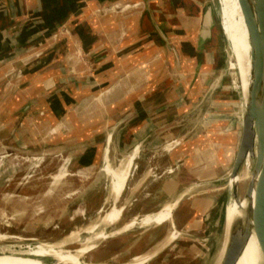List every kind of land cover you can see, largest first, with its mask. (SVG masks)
Here are the masks:
<instances>
[{
	"label": "crops",
	"instance_id": "0c3cea01",
	"mask_svg": "<svg viewBox=\"0 0 264 264\" xmlns=\"http://www.w3.org/2000/svg\"><path fill=\"white\" fill-rule=\"evenodd\" d=\"M155 2L152 12L179 55L180 67L173 52L156 35L141 0H111L103 8L97 0H0L1 157L27 154L28 150L45 153L46 157L79 155L82 164L77 169L86 173L99 169V176L91 182L102 187V166L108 161L123 163L134 153L131 179L127 181L130 184H126L118 205L129 210L136 206L141 213L143 203L151 211L170 202L172 168L156 156H161V151L165 158L177 160L171 149H166L176 128H163L195 107L224 57L217 22L212 39H207L211 40L209 47L201 37L207 0H201L198 25L191 31L186 28L183 42L173 39L171 25L179 22L178 18L189 21L190 8L195 9L196 2L160 0L166 23L158 16ZM67 23L71 30L60 32ZM205 71H210L207 77L203 76ZM193 84L200 86L195 102L187 96ZM189 124L192 122L179 125L178 130ZM221 131L226 134L223 127ZM195 133L176 140L180 145L189 144ZM201 135L191 147L198 145ZM189 147L185 145L184 150ZM136 160L140 165L135 167ZM209 182L202 181L198 187L215 190L205 185ZM181 185L185 189L186 183ZM192 200L207 202L204 223L210 221H206L209 213H213L211 219L217 213L223 223L220 201H213L212 195ZM101 201V208L113 202L107 197Z\"/></svg>",
	"mask_w": 264,
	"mask_h": 264
},
{
	"label": "rangeland",
	"instance_id": "374dc122",
	"mask_svg": "<svg viewBox=\"0 0 264 264\" xmlns=\"http://www.w3.org/2000/svg\"><path fill=\"white\" fill-rule=\"evenodd\" d=\"M194 1L196 7L195 9L194 7L190 8L192 12L188 14L189 21L183 22L178 18L179 22L176 21L175 24L171 25L174 31L171 35L176 42H183L187 34L186 31L188 29L194 30L195 26L198 25L199 7L202 6V2L201 0ZM216 1L220 48L222 49V56H226V60L229 61L227 84L222 89L217 103L209 109L204 125L202 119V125L197 123L194 125L203 129H201L202 135L198 145L195 147L190 146L187 152L184 150V146H189L188 143L185 145L182 143L178 146L173 143L166 146L167 150L172 149L170 151L172 155L177 156L175 161L171 160L170 157L165 158L162 152L158 151L161 156H156V159L163 161L162 164L168 163V165H171L173 171L171 174L174 179L173 197H170V202L163 205V207L152 208L151 211L143 203L141 208L144 209L141 213H139L138 208H135L136 206H134L135 209L131 206V209L134 210L124 209L118 223L102 224V217L112 209L113 204L110 202L100 211L101 197H107L110 201H114L111 191V178L117 177L119 174L116 170H114L113 175L109 173V170H111L109 161L102 166L104 168V170L102 169V175L105 178L102 187L97 184L94 187L96 189L91 191H94V194L97 193L96 197H89L88 201L84 199L83 202L79 200L72 203L92 183L91 180L99 176L98 172L100 171L97 169L92 170L93 173H86L83 169L78 170L77 167L82 164L81 156L75 155L71 158L70 155L62 154L57 155V157L54 155L36 157L31 154L18 155L12 153L4 154L3 157L0 155V247L19 248V245H34L40 242V244L47 245L66 240L68 236L75 234L80 237L81 241L69 244L65 248L75 252L85 241H88L89 244L95 241L89 239L93 235L92 232H86L89 228L99 225L94 229L95 233L101 229L105 230L107 234L115 232L124 227L128 220L134 219L132 215L135 212H138L137 219L143 218L147 214H156L164 210L166 206L176 202L183 193H188V198L180 202L172 218L173 222L171 220L162 226H151L149 228L135 226L125 233L115 234L116 236L114 235L111 238L99 240V246L97 245L94 250L85 254L82 261L92 264H125L150 250L159 249L156 256L148 264H217L222 244L220 233L224 230L225 223H221L217 213L208 223H204L202 214L208 208L207 202L192 200L193 198L203 199L212 195L214 197L213 201L222 202L219 203L223 204L222 211L223 216H225L226 209L228 211L231 201V198L229 199L225 192V188L217 189L213 187L215 190H203L198 186L202 181L211 182L214 179L218 180L228 175L239 143V125L234 130L225 132L226 134L221 131L222 127L224 131L231 120L239 116L241 107L239 97L241 95L239 79L238 76L235 77V68L232 62L230 68V48L223 31L220 0ZM159 2L160 0L155 2L157 5L156 11L161 21L166 23V15L160 9ZM133 4L130 3L129 7H133ZM208 74H210V71L203 72L204 77H207ZM159 79L158 77L155 78V82H159ZM189 88L187 96L189 100L195 102L200 86L193 84L189 85ZM141 89H143V86ZM194 123L195 121H192V124L186 125L180 130H178L179 127H176L175 135L168 143L175 142L181 136L190 137L195 132V129L192 128ZM183 132H186L185 135H180ZM36 153L39 152L34 150L33 154ZM121 161L115 160L111 163V166L119 168ZM138 165L140 163L136 161V166ZM58 173H65V178H62L60 184L55 186L54 176ZM99 174L101 175V173ZM181 182L186 183L185 189H182ZM129 184L130 182L127 183V187ZM241 193L243 194V192ZM121 200L119 198L118 201ZM86 203L90 204L89 207L86 206ZM200 213L201 216L198 215ZM43 221L47 223L45 224L46 227L43 226ZM173 225L175 228H173ZM175 233L178 234L177 238L172 240L173 242H169L171 236ZM207 238L208 242H205L204 239ZM168 242L169 244H167ZM165 245L167 246L164 248ZM45 261L50 264L54 263L55 259L45 257Z\"/></svg>",
	"mask_w": 264,
	"mask_h": 264
},
{
	"label": "water",
	"instance_id": "95a60500",
	"mask_svg": "<svg viewBox=\"0 0 264 264\" xmlns=\"http://www.w3.org/2000/svg\"><path fill=\"white\" fill-rule=\"evenodd\" d=\"M98 6L107 7L106 3L111 0H97ZM144 4V10L153 29L165 47L170 49L175 55L178 67H180V59L175 48L170 44L164 31L158 25L153 11V0H141ZM217 1L207 0V5L203 11L201 21V37L208 42L212 39L215 23H218ZM243 23L247 31L248 44L250 47V68L248 63L245 67L244 76L237 70V76L240 89V112L239 116L232 119L231 123L224 130L225 132L234 130L240 126L239 143L235 154L231 170L226 177L211 181L207 186L217 189L225 188L229 199L233 200L239 207L240 215L236 217L230 233V239L226 251L222 258L220 257L217 264H238L244 251L249 244L253 234L257 236L259 249L262 255V263L264 264V0H237ZM71 30V24L67 23L61 26L60 32L65 33ZM208 39V40H207ZM211 40L206 44L208 45ZM210 45L206 46L209 47ZM223 64L218 66L209 86L202 92L200 99L195 107L180 119L168 124L163 129H173L179 125L195 121L198 125H202L201 119L207 118L209 109L214 106L215 101L220 95L221 89L226 84L228 59L223 58ZM200 65L196 69V73L200 70ZM31 103L21 111L24 114L30 107ZM198 127V126H196ZM195 128L196 133L192 142L197 140L201 134V127ZM86 144H79L83 147ZM7 149L6 146H3ZM35 155L36 157H46L45 153L33 154L32 150L27 151V155ZM247 166V167H246ZM247 169V184L244 193H241L240 176ZM96 183H91L84 189L75 201H84L85 197L91 192ZM202 187L204 185H201ZM205 190L206 188H202ZM188 197V193L181 196L176 202L172 211V218L179 207L181 201ZM221 202V201H220ZM222 203V202H221ZM221 203L218 207L222 208ZM215 208H211L214 211ZM213 213H209L206 221L211 220ZM227 209L223 216V224H226ZM173 222V219H172ZM173 228L175 226L173 225ZM208 242V238L204 239ZM221 256V255H220Z\"/></svg>",
	"mask_w": 264,
	"mask_h": 264
},
{
	"label": "bare ground",
	"instance_id": "6f19581e",
	"mask_svg": "<svg viewBox=\"0 0 264 264\" xmlns=\"http://www.w3.org/2000/svg\"><path fill=\"white\" fill-rule=\"evenodd\" d=\"M220 10H221L222 26L224 29L223 31L225 32L226 38L228 40L227 42L230 48V57H229L230 68L232 62L235 68V77L237 78V73H236L237 70H239L240 74L244 76L245 73L244 65L246 66L247 65L246 63H248V67L250 68V47L248 44L247 31L243 23V18L241 16L237 0H220ZM129 158H128L129 160L123 162L119 168H113L109 163V168H111V170H109V173L113 175L114 170H116V172L118 171L119 174L117 177L114 176L111 178L112 179L111 191L114 201L112 203L113 204L112 209L107 213H105V215L102 217L101 220L102 224H116L119 222V219L122 217L124 207L117 205L118 204L117 200L120 198L129 179L132 167L134 165L135 154L132 153ZM121 167H123L122 170H120ZM247 175H248L247 169H245L243 171V174L239 177L242 183L241 192L243 193L245 191L247 184V178H248ZM62 178H65V173H58L54 176L55 186L60 184ZM174 206H175L174 203L170 204L166 206L164 210L153 215L147 214V216H144L143 218L141 217L142 219L141 218L137 219L136 217L132 219L130 222H128L126 225H124V227L109 234L105 233V230L102 229L100 231L98 230L99 232L95 233L94 229L97 228V226H99V225H95V227L89 228L88 231H86V232H92L93 235L89 237V239L91 240L93 239V241L94 240L95 241L90 244L88 241L87 242L85 241V243H82V246L75 252L65 249L66 247H68L69 244L79 243L81 241L80 237L75 234H71L70 236H68V239L66 240L52 244H47V245L40 244L41 243L40 242V243H35L34 245H26V246L19 245V248L1 246L0 264H47L45 261V257H53L55 259L54 263H50V264H92V263L83 262L82 258L85 256V254L91 252L92 250L95 249V247H97L99 240H104L107 239L108 237L111 238L115 234L125 233L133 229L135 226L143 227V228H149L151 226H162L172 220V211L174 209ZM239 215H240L239 207L235 202H233V200H231L229 203V209L227 211L225 228L220 233V240H221L220 242L222 244H221L220 253L218 255L219 256L221 255L220 256L221 258L226 251L230 239V233L233 226V222L236 219V217H238ZM177 236H178L177 233L173 234L169 242H173L172 240H175ZM169 242L167 244H169ZM166 246L167 245H165L164 248ZM157 250H150L138 258H133V260L125 264H148L153 260V258L158 253ZM262 259L263 258L259 249L257 236L256 234L255 235L253 234L238 264H261L263 261Z\"/></svg>",
	"mask_w": 264,
	"mask_h": 264
},
{
	"label": "built area",
	"instance_id": "2783aa9c",
	"mask_svg": "<svg viewBox=\"0 0 264 264\" xmlns=\"http://www.w3.org/2000/svg\"><path fill=\"white\" fill-rule=\"evenodd\" d=\"M18 77L21 78V75H18ZM173 143H174L176 146L180 145V142H179L178 140H176L175 142L170 143L169 145H171V144H173ZM171 150H172V149H171ZM169 172L172 173V172H173L172 169L169 170Z\"/></svg>",
	"mask_w": 264,
	"mask_h": 264
},
{
	"label": "flooded vegetation",
	"instance_id": "af4514ba",
	"mask_svg": "<svg viewBox=\"0 0 264 264\" xmlns=\"http://www.w3.org/2000/svg\"><path fill=\"white\" fill-rule=\"evenodd\" d=\"M133 166H134V165H133ZM135 167H136V165H135ZM112 203H113V202H112ZM103 209H104V207H103V208H101V210H100V211H102ZM124 209H125V207H124ZM100 211H99V212H100ZM43 222H44V221H43ZM45 224H47V223H45V222H44V224H43V226H44V227H46V225H45Z\"/></svg>",
	"mask_w": 264,
	"mask_h": 264
},
{
	"label": "trees",
	"instance_id": "16d2710c",
	"mask_svg": "<svg viewBox=\"0 0 264 264\" xmlns=\"http://www.w3.org/2000/svg\"><path fill=\"white\" fill-rule=\"evenodd\" d=\"M96 195H97V193H96V194L92 193L91 197L93 198V197L96 196ZM91 197H90V198H91Z\"/></svg>",
	"mask_w": 264,
	"mask_h": 264
}]
</instances>
